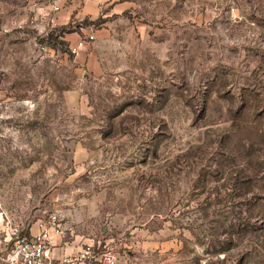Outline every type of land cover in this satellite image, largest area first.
<instances>
[{
  "label": "rangeland",
  "instance_id": "obj_1",
  "mask_svg": "<svg viewBox=\"0 0 264 264\" xmlns=\"http://www.w3.org/2000/svg\"><path fill=\"white\" fill-rule=\"evenodd\" d=\"M125 1L0 0V257L56 215L119 264H264V0Z\"/></svg>",
  "mask_w": 264,
  "mask_h": 264
},
{
  "label": "built area",
  "instance_id": "obj_2",
  "mask_svg": "<svg viewBox=\"0 0 264 264\" xmlns=\"http://www.w3.org/2000/svg\"><path fill=\"white\" fill-rule=\"evenodd\" d=\"M58 9V7H57ZM84 33L75 44L69 45L71 53L76 54L81 48L95 39L91 31L85 32V27H80ZM41 50L46 51L43 46ZM62 234L63 230L56 215H51L49 224L41 221L38 231L30 235H22L13 231L12 247L0 257V264H118L116 252L102 245L101 241L83 243L81 248L71 253L57 256L51 242L52 234Z\"/></svg>",
  "mask_w": 264,
  "mask_h": 264
},
{
  "label": "crops",
  "instance_id": "obj_3",
  "mask_svg": "<svg viewBox=\"0 0 264 264\" xmlns=\"http://www.w3.org/2000/svg\"><path fill=\"white\" fill-rule=\"evenodd\" d=\"M80 8L77 11V15L79 19L88 18L92 21H95L98 18H108V22L110 23L112 16H118L123 14L125 10L131 7V3L125 1L123 3H119L118 0H109L108 4H110V8L108 11L104 12L101 6V2L103 0H80ZM105 1V0H104ZM107 1V0H106ZM105 3V2H104ZM75 5H72L70 8H66L65 10L59 11L61 15L60 18L65 19L66 23L69 22L71 18V14ZM106 29L104 28H95L94 35L95 39L90 42L85 47L81 48L76 54H74V60L78 64V66L83 67L91 72H94L96 75L102 74L104 69L101 64V55L99 50L95 48V44H98L99 37H103L105 35ZM88 31L85 28V32ZM84 34L82 31H73L66 33L65 40L70 44H75L80 36ZM98 39V40H97ZM38 229L36 228L31 233L37 232ZM64 231L62 234H52L51 242L53 244L54 252L57 256H63L66 254L71 253L75 249L81 248L83 243L82 239H76L72 242H68L64 240ZM119 264V263H118Z\"/></svg>",
  "mask_w": 264,
  "mask_h": 264
},
{
  "label": "trees",
  "instance_id": "obj_4",
  "mask_svg": "<svg viewBox=\"0 0 264 264\" xmlns=\"http://www.w3.org/2000/svg\"><path fill=\"white\" fill-rule=\"evenodd\" d=\"M86 22H88V21H86ZM94 22L100 24V23L104 22V19L98 18ZM73 31H75V27H71V26L63 27V32H65V33L73 32Z\"/></svg>",
  "mask_w": 264,
  "mask_h": 264
}]
</instances>
